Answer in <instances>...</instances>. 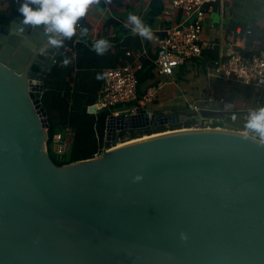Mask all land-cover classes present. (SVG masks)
<instances>
[{
	"label": "water",
	"instance_id": "obj_1",
	"mask_svg": "<svg viewBox=\"0 0 264 264\" xmlns=\"http://www.w3.org/2000/svg\"><path fill=\"white\" fill-rule=\"evenodd\" d=\"M19 23L0 27V264H264V145L190 128L225 115L208 106L141 108L110 116L106 147L132 129L188 130L58 165L42 96L66 40L42 54V30Z\"/></svg>",
	"mask_w": 264,
	"mask_h": 264
},
{
	"label": "crops",
	"instance_id": "obj_2",
	"mask_svg": "<svg viewBox=\"0 0 264 264\" xmlns=\"http://www.w3.org/2000/svg\"><path fill=\"white\" fill-rule=\"evenodd\" d=\"M16 9L17 0H0V17L7 16ZM205 9L202 39L205 42H215L214 48H204L206 54L186 59L171 76L155 73L139 88L141 96L149 85L158 86L157 98L149 106L150 110L158 114L177 109L189 112L190 103L210 98L212 100L202 102L201 105L223 111L225 115L232 111L244 113L264 106V90L259 96L241 80L222 77L212 68L213 61L221 54H226L228 47L233 46L236 36L240 39L238 45L242 52L264 49V44L258 37L247 35L245 28L241 27V24H246L264 28V0H207ZM129 14L140 16L151 27V40L132 34L131 27H125ZM184 19V12L181 10L172 12L169 0H101L81 22L82 28L88 29L86 38L91 44L97 39L105 38L114 47V43L131 35L141 43L138 51H143L144 57L150 59L151 56L156 57V39L163 35L161 30L168 24L182 23ZM211 51H216L217 57L214 58ZM221 98L225 100L221 101ZM244 124L245 120L239 118L238 122H230L227 129L242 131Z\"/></svg>",
	"mask_w": 264,
	"mask_h": 264
},
{
	"label": "built area",
	"instance_id": "obj_3",
	"mask_svg": "<svg viewBox=\"0 0 264 264\" xmlns=\"http://www.w3.org/2000/svg\"><path fill=\"white\" fill-rule=\"evenodd\" d=\"M169 2L172 12L181 10L184 12L185 19L182 23L166 25L161 30L163 35L156 39V57L153 59L155 65L154 72L165 77L173 75L175 70L186 59L201 57L204 48L213 49L216 44L215 42H205L202 39L207 0H169ZM82 27L83 25L80 21V29ZM79 32L80 30L78 29L77 34ZM251 33V29L246 30L247 35ZM79 40L81 39L77 38V41ZM239 40V37L236 36L233 46L228 47L226 54H221L213 61L212 68L216 74L222 77L241 80V82L248 85L253 92L258 93L260 96V93L264 90V49L252 52L249 55L245 54L239 48ZM65 48L70 51L73 50L71 46H66ZM127 55L132 57V61H128L123 65L106 67L102 70V73L106 72L107 76L103 79L98 98L92 105H94L96 110L94 114L104 109L111 112L107 118V122L112 115L117 117L122 114H136L141 108L150 111L149 106L157 98V85H149L144 93L139 96V83L136 71L143 68L141 58L144 56V52L129 50L127 51ZM207 100H212V98L190 103V111H199L202 102H206ZM224 100V98H221V101ZM118 105H121V107L113 110ZM90 106L88 107V111ZM249 112L250 110L244 113L232 111L224 116L199 115L190 128L227 129L230 122H238L239 118H243L246 121ZM181 124L185 125V123ZM47 130L46 150L48 151L50 146L58 160L67 161L71 156L75 135L73 128L67 126L62 131L54 132L51 135L49 127ZM107 134L108 129L106 128L105 138ZM109 147H106L104 144L95 156L100 155Z\"/></svg>",
	"mask_w": 264,
	"mask_h": 264
},
{
	"label": "trees",
	"instance_id": "obj_4",
	"mask_svg": "<svg viewBox=\"0 0 264 264\" xmlns=\"http://www.w3.org/2000/svg\"><path fill=\"white\" fill-rule=\"evenodd\" d=\"M18 16L17 11L14 10L9 15L0 17V27ZM241 27L245 28V31L251 29L250 35L253 38L258 37L264 44V28H259L256 25L246 26V24H241ZM77 38L81 40L77 41ZM114 44L115 48L112 46L105 55L98 56L90 50L92 44L88 38H81L80 34H77L72 40H66V46L73 47V50L62 52L69 57H74V62L68 67L62 66L63 56L61 53L57 64L45 78L42 105L47 112L50 135L62 131L67 126H71L75 132L71 156L67 161L58 160L49 146L48 151L58 165L94 157L105 143L106 122L111 112L107 109L97 114L88 111V107L96 102L102 86L103 80H98L96 76L98 73H102L106 67L123 65L132 61V57L127 55V51L137 52L141 48L140 41L131 35H126L122 41ZM243 53L249 55L252 52ZM204 54L206 51L202 52V55ZM211 54H214V58L218 55L216 51H211ZM153 59L154 56H151L150 59L144 56L141 58L143 68L136 71L138 88L155 74ZM129 105L131 106V104ZM120 107L121 105H118L113 110ZM59 125L61 129H57ZM182 126L183 124L180 123L171 127ZM164 130H166V126L132 129L129 132H123L121 138L129 136L131 139Z\"/></svg>",
	"mask_w": 264,
	"mask_h": 264
},
{
	"label": "clouds",
	"instance_id": "obj_5",
	"mask_svg": "<svg viewBox=\"0 0 264 264\" xmlns=\"http://www.w3.org/2000/svg\"><path fill=\"white\" fill-rule=\"evenodd\" d=\"M110 2V0H108ZM101 0H17V13L20 23L15 31L17 35L23 36L26 28L41 29L46 37L45 47L47 49H60L64 47L65 40H72L80 30L81 38L88 35V29H80V21L86 17L93 6H97ZM131 27L133 34L139 35L142 39L151 40L153 32L150 26L146 25L142 18L136 14H129L125 27ZM87 42V41H85ZM112 47L109 40L97 39L93 42L91 51L98 56L105 55ZM62 66L68 67L74 62V57L62 53ZM107 73H98L96 78L103 80ZM243 134L247 138L251 136L260 144L264 145V106L250 110L246 117ZM141 176L135 177L136 180ZM182 238H186L182 234Z\"/></svg>",
	"mask_w": 264,
	"mask_h": 264
},
{
	"label": "bare ground",
	"instance_id": "obj_6",
	"mask_svg": "<svg viewBox=\"0 0 264 264\" xmlns=\"http://www.w3.org/2000/svg\"><path fill=\"white\" fill-rule=\"evenodd\" d=\"M116 124L122 125V122H119V123H116ZM181 130H188V129L184 128V129H180V130H169V131H163V132H160V133H153L151 135L145 134L143 137H139V138H135V139H131V140L128 139L126 141L117 142L114 146H112L109 149H107V151L111 152V151L119 149V148H121L123 146H126L128 144L137 142V141H141V140H145V139H149V138H152V137H156V136H160V135L168 134V133H172V132H177V131H181ZM109 134H110L111 137L115 136V134H114V132L112 130H111V133H109Z\"/></svg>",
	"mask_w": 264,
	"mask_h": 264
},
{
	"label": "rangeland",
	"instance_id": "obj_7",
	"mask_svg": "<svg viewBox=\"0 0 264 264\" xmlns=\"http://www.w3.org/2000/svg\"><path fill=\"white\" fill-rule=\"evenodd\" d=\"M186 125V124H185ZM172 125H170V126H166V131H169V130H179V128H187L186 126H182V127H179V128H173V127H171ZM57 129H61V126L59 125L58 127H57ZM130 130H128V131H124V132H129ZM110 133H111V131H110ZM111 137V136H110ZM128 139H130V137L129 136H125V137H123V138H121L120 137V140H118L117 142H121V141H126V140H128ZM116 143H114V144H111V146L110 147H112V146H114ZM109 147V148H110ZM108 148V149H109Z\"/></svg>",
	"mask_w": 264,
	"mask_h": 264
}]
</instances>
